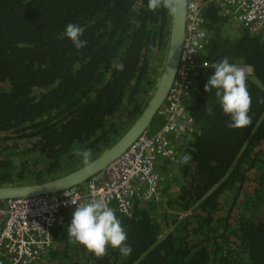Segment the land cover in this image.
<instances>
[{
    "label": "trees",
    "instance_id": "obj_1",
    "mask_svg": "<svg viewBox=\"0 0 264 264\" xmlns=\"http://www.w3.org/2000/svg\"><path fill=\"white\" fill-rule=\"evenodd\" d=\"M147 3L0 0V184L45 180L81 161L74 149L93 156L135 119L170 23L165 7ZM230 14L220 1L202 7L207 65L192 70V89L181 99L192 118L181 132L189 160L176 168L177 183L172 162L161 159L159 197H134L129 214H116L131 252L106 246L95 256L69 238L65 216L53 228L49 264H264V40ZM69 23L83 28L80 49L64 34ZM224 58L251 67L245 128L227 127L215 90H204ZM164 123L156 113L147 131ZM18 148L26 155L19 160Z\"/></svg>",
    "mask_w": 264,
    "mask_h": 264
},
{
    "label": "built area",
    "instance_id": "obj_2",
    "mask_svg": "<svg viewBox=\"0 0 264 264\" xmlns=\"http://www.w3.org/2000/svg\"><path fill=\"white\" fill-rule=\"evenodd\" d=\"M219 1L229 7L234 23L260 33L264 40V0H187L176 76L156 112L165 123L155 132L143 131L118 158L80 188L75 185L52 193L0 199V264H49L46 254L55 243L53 228L65 216L71 219L76 205L102 201L115 215H127L134 197H159L166 181L160 160L169 159L175 173L189 160L181 150L185 142L181 132L192 118H185L181 99L192 89V70L207 65L202 59V7ZM236 66L251 73L249 65Z\"/></svg>",
    "mask_w": 264,
    "mask_h": 264
},
{
    "label": "clouds",
    "instance_id": "obj_3",
    "mask_svg": "<svg viewBox=\"0 0 264 264\" xmlns=\"http://www.w3.org/2000/svg\"><path fill=\"white\" fill-rule=\"evenodd\" d=\"M161 6L170 14L177 12L173 0H148L149 10ZM82 32V27L69 23L64 34L76 49H80L86 44V41L80 39ZM212 67L213 72L207 76L204 85L205 92L215 90L221 110L229 116L227 127L233 129L247 127L251 124V116L248 114L251 98L246 87V73L230 63L227 58L214 63ZM73 151L81 158L86 170H90V152L86 149ZM68 236L97 257L105 254L106 246L118 248L124 255L131 252V247L125 243L127 238L125 228L113 210L102 201L76 205L68 224Z\"/></svg>",
    "mask_w": 264,
    "mask_h": 264
},
{
    "label": "water",
    "instance_id": "obj_4",
    "mask_svg": "<svg viewBox=\"0 0 264 264\" xmlns=\"http://www.w3.org/2000/svg\"><path fill=\"white\" fill-rule=\"evenodd\" d=\"M177 12L170 14L168 40L165 54L156 80L150 89L147 99L142 104L135 119L109 145L90 159V170L81 164L75 169L57 173L42 181H20L0 184V199L17 196H34L52 193L69 186H82L84 181L99 172L106 165L118 158L134 140L149 126L176 76L179 54L184 37L185 8L187 0H173Z\"/></svg>",
    "mask_w": 264,
    "mask_h": 264
},
{
    "label": "rangeland",
    "instance_id": "obj_5",
    "mask_svg": "<svg viewBox=\"0 0 264 264\" xmlns=\"http://www.w3.org/2000/svg\"><path fill=\"white\" fill-rule=\"evenodd\" d=\"M157 63H159V68H158V72H159V69H160V67H161V63H162V60L160 61H157ZM157 72V73H158ZM158 75V74H157ZM157 75H156V77H157ZM15 152H17V154L14 156V159H22L23 157H25L26 155H24L23 153H21L20 151H21V148H18V149H15L14 150ZM94 156V155H93ZM93 156H90V159H91V157H93ZM30 156H28V158H29ZM82 163H81V161L79 162V163H77L76 165H73V166H71V167H69V168H67V169H64L63 171H61V172H59V173H63V172H66V171H70V169L71 170H73V169H75L76 167H78V166H80ZM168 170H170L171 171V173L172 174H174V176H175V178H176V180H177V183H179V177H178V175H177V173H175V170H174V168H170V167H168ZM55 174H57V173H55ZM55 174H53L52 176H50V177H53ZM50 177H46V179H48V178H50ZM29 181H34V180H32L31 178H29L28 179Z\"/></svg>",
    "mask_w": 264,
    "mask_h": 264
}]
</instances>
